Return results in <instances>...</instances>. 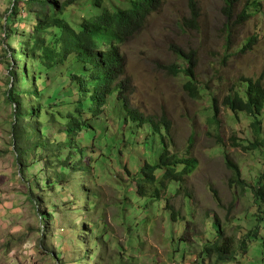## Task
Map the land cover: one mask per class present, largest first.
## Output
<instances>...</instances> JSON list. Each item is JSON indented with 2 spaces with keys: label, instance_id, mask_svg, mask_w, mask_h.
<instances>
[{
  "label": "rangeland",
  "instance_id": "374dc122",
  "mask_svg": "<svg viewBox=\"0 0 264 264\" xmlns=\"http://www.w3.org/2000/svg\"><path fill=\"white\" fill-rule=\"evenodd\" d=\"M194 1L200 15L197 26L183 24L190 15V0H162L160 9L121 46L124 77L131 80L132 106L145 114H166L171 124L167 135L170 153L195 159L193 171L184 178L183 187L170 199L166 211L157 206L160 201L151 202L154 185L141 175L146 163L153 165L158 161L159 145L146 148L140 144L144 133H136L129 122L122 127L121 107L113 109L112 105L97 120L108 126L109 136H113L114 143L117 141V153H112L114 144L107 148L101 137L102 152L107 150L106 161L92 160L91 165L74 175L70 184L73 193L62 187L56 191L48 188L37 197L38 202L32 199L16 158L18 154L25 156L24 139L28 142L29 138H17V149L12 147L14 108L5 99L8 85L13 84L10 71L22 65L15 55L23 53V48L18 37L5 41L0 23V122L6 147L0 151V216L5 214L0 221H7L8 227L0 234V244L4 242L6 249L8 245H21L13 258L22 259L24 264H200L198 258L215 237L214 222L218 219L227 227L226 237H233L235 242L249 231H260L251 240L248 252L229 264H264V215L261 221L257 216L260 208L264 210V203L254 205L251 194L252 186L264 172V151L251 153L235 145V140L245 146L255 140L253 117L233 112L222 103L233 90L246 88L247 77H259L264 72V0H258L260 4L244 23L238 22L236 16L248 0L236 6L231 20L225 16L224 0ZM111 4L115 5L112 0ZM11 7L12 0H0V20L7 19ZM73 15L83 17L79 12ZM27 26L22 25L21 35L28 31ZM251 37H255L253 47L242 52ZM176 49L196 54V81L198 87L204 88L198 98L185 90L186 75L168 69L175 63L181 62V67L186 64ZM72 68L68 64L61 74L60 69L43 74V78L48 75L49 82L46 96L54 95L60 87H65L64 95H70L67 73ZM213 98L220 105L217 123L212 121ZM59 104L63 114L73 110L70 99L63 95ZM50 111L51 117L53 109ZM48 126H41L39 138L43 142L52 141L55 136ZM131 129L136 134L131 144L125 145L129 135L125 138L123 133ZM33 154L27 158L31 164L36 162ZM91 156L96 158V154ZM228 158L240 164L244 179L251 186L245 191L242 186H232L233 171ZM43 165L27 167V181L37 175L45 179ZM172 185L170 196L175 191ZM213 188L218 190L224 207L215 200ZM14 202L16 207H11ZM173 212L176 221L172 220ZM42 215L51 217L43 220ZM101 225H105L106 235L98 239ZM35 247L37 256L31 258ZM10 252L8 248L3 255ZM203 264H217L216 257Z\"/></svg>",
  "mask_w": 264,
  "mask_h": 264
},
{
  "label": "trees",
  "instance_id": "16d2710c",
  "mask_svg": "<svg viewBox=\"0 0 264 264\" xmlns=\"http://www.w3.org/2000/svg\"><path fill=\"white\" fill-rule=\"evenodd\" d=\"M224 1L225 16L231 20L236 6L243 4L244 0ZM112 2L115 5L111 4V0H13L9 17L0 20L6 35L5 41L18 37L19 46L23 48V53L15 55L22 61V65L10 71L13 84H9L6 90L7 102L14 104L11 127L15 149L17 138H29L28 142L24 139L25 156L17 155L18 165H21L22 178L29 184V194L33 200L38 202L37 197L48 188L56 191L58 187H62L73 193L70 184L75 180L74 175L84 170L85 165H91L92 160L105 159L107 150L102 152L101 137L105 139L109 149L112 148V143L114 146L117 144L116 140L114 143L113 136H109L108 126L104 127L97 119L109 105H112L113 109L121 107V126L131 123L137 130L136 133H144L145 138L140 144L146 148L157 144L161 149L158 161L153 165L146 163L142 167L141 175L144 180L154 185V191L149 196L152 198L151 202L160 201L157 206L166 211L169 209L170 199L183 187L184 178L193 171L195 159L170 153L167 136L170 122L166 114H145L132 106L131 80L124 77L125 56L121 52V46L135 34L151 13L159 9L161 0ZM259 4L258 0L245 2L237 13L238 22H246ZM189 10L190 16L183 24L197 26L200 15L196 1L190 0ZM73 12H79L83 17H75ZM74 19L80 21L75 22ZM24 23L28 24V31L21 35L19 31ZM254 43L255 37L249 38L242 52L251 49ZM175 53L182 62L186 61V64L184 67H181V62L170 65L169 71L186 75L185 90L191 97L198 98L203 88L198 87L196 81L195 53H185L180 49H176ZM68 64L73 65L67 73L70 95H64L62 91L65 87H60L54 95L46 96L49 82L46 80L48 75L43 78V74L59 69L61 74ZM41 81L42 88L39 84ZM245 82V89L233 90L232 94L223 98L222 103L233 112H245L253 117L252 131L255 140L246 146L243 142L235 140V145L243 146L250 152L264 151V72L259 77H247ZM62 95L73 104V110L66 114L59 111ZM49 104L51 106H48ZM55 106L58 107L57 110H54ZM212 107V121L217 123L220 105L216 98ZM50 109H53L51 117ZM43 125H49L50 133L55 134L52 141L40 140ZM29 129L37 134V137H33ZM136 133L133 129L124 131L125 138L129 135V141L127 140L125 145L131 144ZM192 137L189 138L190 143ZM114 149H117L116 146L112 148V153L116 152ZM31 152L35 153L31 156L36 161L33 164L27 159ZM91 154H96V158H92ZM36 163L44 164L42 171L45 173V179L37 175L35 179L27 181L26 168ZM228 164L233 171L232 186H242L243 191L251 187L244 179L240 164L231 158H228ZM170 184H173L171 188L175 189L171 196L168 194ZM251 189L254 203H264V172ZM213 192L218 205L224 207L218 190L213 188ZM124 212L123 210L122 215ZM173 214L172 220L176 221L175 212ZM263 215L264 210L260 208L257 214L260 221L263 220ZM47 217L51 216L42 215L43 220ZM214 229L215 237L208 241L198 258L200 264L212 257H216L217 264L237 261L239 255L248 252L251 240L260 233L259 229L249 231L235 242L233 237H226L227 227L218 219L214 222ZM104 235L105 225H101L97 238Z\"/></svg>",
  "mask_w": 264,
  "mask_h": 264
},
{
  "label": "crops",
  "instance_id": "0c3cea01",
  "mask_svg": "<svg viewBox=\"0 0 264 264\" xmlns=\"http://www.w3.org/2000/svg\"><path fill=\"white\" fill-rule=\"evenodd\" d=\"M3 142H4V136H3L2 130H0V151L4 148L3 147ZM2 174H3V169L0 170V176ZM1 192H2V190H0V193ZM2 207H5V206H2ZM11 207H16L15 202L12 203ZM0 217L5 218V214L3 216H0ZM0 222H1L0 223V234L1 233L4 234V232L8 230V227H7V224H6L7 221H5L3 219ZM4 225H5L6 228H4ZM9 233L11 234L10 230H9ZM3 243L4 242H2L0 244V264H24L25 263V261H23L22 259H20L18 261V259L12 257L15 254V250H17V249L21 250V245H8L7 249L10 248L11 252H10V254L8 256H7V254H6V256H4L3 254L6 253L7 249L5 247L6 245H2ZM32 262L34 264V261H32ZM27 264H31V261H28Z\"/></svg>",
  "mask_w": 264,
  "mask_h": 264
},
{
  "label": "clouds",
  "instance_id": "9594fccd",
  "mask_svg": "<svg viewBox=\"0 0 264 264\" xmlns=\"http://www.w3.org/2000/svg\"><path fill=\"white\" fill-rule=\"evenodd\" d=\"M12 3H13V0H12ZM161 5H162V0H161ZM161 5H160V7H161ZM160 7H159V9H160ZM158 9V10H159ZM157 10V11H158ZM190 11V10H189ZM156 12V11H155ZM154 13V12H153ZM9 14H10V12L8 13V17H9ZM152 14V13H151ZM150 14V15H151ZM149 15V16H150ZM148 16V17H149ZM190 16V15H189ZM7 17V18H8ZM148 19V18H147ZM147 19L144 21V22H146L147 21ZM229 25V24H228ZM243 52H245V50L243 51ZM185 53H187V52H185ZM188 53H192V52H188ZM195 57H196V54L194 55ZM196 59H197V57H196ZM186 62V61H185ZM197 66H198V60H197ZM196 69H197V67H196ZM7 89H8V87H7ZM204 89V88H203ZM5 99H6V91H5ZM217 99V98H216ZM213 101H214V98L212 99V103H213ZM222 102H223V100H222ZM9 103V102H8ZM10 104V103H9ZM13 105V108H14V104H12ZM224 105V104H223ZM224 106H226V105H224ZM227 107V106H226ZM213 108V107H212ZM228 108V107H227ZM229 109V108H228ZM232 111V110H231ZM14 113V112H13ZM213 115V114H212ZM1 119V118H0ZM167 119L169 120V118L167 117ZM12 121H13V117H12ZM169 122H170V120H169ZM12 123V122H11ZM0 130H2L3 131V125L1 124V122H0ZM170 127H171V124L169 125ZM11 130H12V127H11ZM3 133V132H2ZM3 136H4V134H3ZM12 147L14 146V138L12 139ZM3 147H4V151H5V149H6V147H5V141L3 142ZM14 149H15V147H14ZM16 158H17V156H16ZM18 167H20V170H21V165L19 166L18 165ZM23 177V176H22ZM23 179V178H22ZM24 180V179H23ZM214 193V192H213ZM254 205H256L255 203H254ZM229 226V225H228ZM227 230V229H226ZM242 238V237H241ZM240 238V239H241ZM11 243V242H10ZM37 246V245H36ZM43 248H44V245H41ZM32 253V257L31 258H33L34 257V255L35 256H37V254H36V247H35V249L31 252ZM199 262V261H198ZM49 264V263H48Z\"/></svg>",
  "mask_w": 264,
  "mask_h": 264
}]
</instances>
